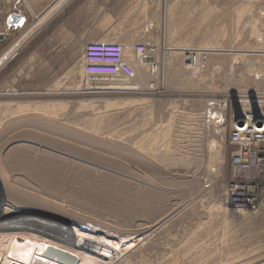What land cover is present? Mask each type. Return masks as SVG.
Wrapping results in <instances>:
<instances>
[{"label": "rangeland", "instance_id": "374dc122", "mask_svg": "<svg viewBox=\"0 0 264 264\" xmlns=\"http://www.w3.org/2000/svg\"><path fill=\"white\" fill-rule=\"evenodd\" d=\"M59 1L34 15L21 0L29 20L0 56ZM65 1L0 68V121L81 125L76 133L104 147L63 150L75 160L51 165L5 161L0 171L12 189L40 200L17 208L81 218L117 237L142 235L120 241L111 264H262L264 203L236 212L225 192L233 112H264V0ZM95 43L127 50L135 77L114 80L125 89L88 87L85 48ZM138 44L153 52L143 62L132 54ZM46 166L74 172L49 178L37 172ZM42 231L25 233L44 238Z\"/></svg>", "mask_w": 264, "mask_h": 264}, {"label": "bare ground", "instance_id": "6f19581e", "mask_svg": "<svg viewBox=\"0 0 264 264\" xmlns=\"http://www.w3.org/2000/svg\"><path fill=\"white\" fill-rule=\"evenodd\" d=\"M66 5L67 3L65 0H60L58 4L53 8V10H50L51 12L49 11L44 17L39 18L38 21L33 26H31L29 30L23 33L18 41L14 44V46H12L9 50H7L0 56V68L12 56H14L19 51V49H21L39 30H41L53 15H56ZM242 8L243 6L241 7V9ZM88 46L89 45H87V47ZM150 51L151 49L148 50L145 55H142L140 57V62H143L146 56H149L151 54ZM203 52L212 53L218 51L204 50ZM113 59H115L114 52L106 50H88L87 52L85 51L84 55V62H87V64L89 63V65L90 63L111 65ZM84 69L85 68L83 67V75ZM142 78L145 79L144 76ZM146 79L143 81V83H147ZM139 83L141 84V82ZM87 85L88 87L94 85L95 87H93L92 89L95 90H111L114 89L115 86L119 88L125 87L123 81L118 80L112 82H89ZM97 86L99 88H97ZM250 110L258 113L259 116H262L264 118V112H260L259 109V112L253 109ZM234 114L237 115L234 116ZM238 115L240 117V112L237 109L236 112H233V116L236 117ZM214 117L213 119H219V121L223 120L222 118L220 119V116L216 118V115H214ZM218 123L224 126L223 123L226 124V120L225 122L223 121V123ZM80 126L81 125H76L75 129H80ZM83 126L89 130L97 129L96 123H88ZM75 129H73L72 131L65 129L60 121L28 122V120H2L0 121V166H2L3 163L8 160L11 163L16 162L20 165H25L28 162L41 161H44L46 164L51 165V163L56 164L57 162H61L63 158H68L69 160L70 158H73L72 161H74V157L63 153V150H71L73 152L70 151V153L73 155H88V153H86L87 151H80H82L84 148L90 147H104V145L97 141L91 140L88 136L76 133ZM74 148H82V150H79L78 152V150L76 151ZM37 172L44 173V175L48 176L49 178L64 179L66 177L72 176L71 174L74 171L70 170L67 174L60 168L46 166L44 170L37 169ZM12 184V178H10L9 176H3L2 172L0 171V232H4L0 233L1 264H50L51 262H53L54 264V261H48L43 256L38 255L37 253H34L31 258L29 252L32 248L30 249L28 245H24V243L28 244V242L31 244L33 243L34 245L51 247L63 253L69 254L75 258L77 262L76 264H111L114 261V256L117 254V250H120V241H124L123 243L125 244V246H128L130 244L139 243L142 240V235L134 236L133 234L132 236V234L128 235L126 233H123L122 235L117 237L109 230H106L105 227L103 228L102 226L93 222H85L81 218L77 217L66 216L67 219H63L46 214L33 213L32 215L31 213H27L25 212V210L27 209H18L16 203L19 202V204L24 203L28 205L29 202L31 204H37L40 200L36 196L28 195V193L25 192V194L23 192H15L12 189ZM261 205L258 208H260ZM236 212L249 213L242 211ZM31 215L32 217H34L31 218ZM26 218H28V220L36 219L43 223L33 222L27 224L24 222V220H27ZM37 228H41L44 230L40 232L41 235L44 236V238L25 233L27 231H36ZM5 232L10 233L7 234ZM109 248L111 249L110 252L107 251V249ZM66 262L74 264V261L69 259ZM262 264H264V262Z\"/></svg>", "mask_w": 264, "mask_h": 264}, {"label": "built area", "instance_id": "2783aa9c", "mask_svg": "<svg viewBox=\"0 0 264 264\" xmlns=\"http://www.w3.org/2000/svg\"><path fill=\"white\" fill-rule=\"evenodd\" d=\"M88 50L113 51L115 54L111 65L95 63L89 65L86 62L84 75L88 81L111 82L135 77L132 66L125 60L128 52L123 46L117 43H95L86 47L85 51ZM147 52L146 46L138 44L132 54L141 57ZM240 117L238 120L232 117L226 140L230 157V175L225 196L228 205L234 210L253 212L264 201V118L249 109L241 111Z\"/></svg>", "mask_w": 264, "mask_h": 264}, {"label": "crops", "instance_id": "0c3cea01", "mask_svg": "<svg viewBox=\"0 0 264 264\" xmlns=\"http://www.w3.org/2000/svg\"><path fill=\"white\" fill-rule=\"evenodd\" d=\"M52 1L53 0H29L28 7L30 12L35 15L38 12L45 11ZM14 14H23L26 16L21 6V0H0V46L5 42L6 38L22 30L8 27V20ZM26 19L29 20V17L26 16Z\"/></svg>", "mask_w": 264, "mask_h": 264}, {"label": "water", "instance_id": "95a60500", "mask_svg": "<svg viewBox=\"0 0 264 264\" xmlns=\"http://www.w3.org/2000/svg\"><path fill=\"white\" fill-rule=\"evenodd\" d=\"M26 16L23 14H14L12 15L9 20H8V27L12 28H16V29H23L26 25ZM239 115L237 116V120L239 119ZM24 245H28V247L31 249L29 252V255L32 258V255L34 253H37L38 255L43 256L44 258L48 259V260H52L56 263L59 264H70L67 263L66 261L72 260L74 261L73 263L76 264V260L73 256L63 253L59 250H56L54 248L51 247H46V246H42V245H34L33 243H24ZM16 247V246H15ZM12 255V254H11ZM28 255V254H27ZM25 256V255H24ZM28 257V256H26Z\"/></svg>", "mask_w": 264, "mask_h": 264}]
</instances>
